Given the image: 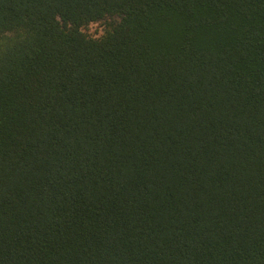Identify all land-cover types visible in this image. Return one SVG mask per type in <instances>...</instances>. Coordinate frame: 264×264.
Here are the masks:
<instances>
[{
    "label": "trees",
    "instance_id": "16d2710c",
    "mask_svg": "<svg viewBox=\"0 0 264 264\" xmlns=\"http://www.w3.org/2000/svg\"><path fill=\"white\" fill-rule=\"evenodd\" d=\"M0 264H264V0H0Z\"/></svg>",
    "mask_w": 264,
    "mask_h": 264
},
{
    "label": "rangeland",
    "instance_id": "374dc122",
    "mask_svg": "<svg viewBox=\"0 0 264 264\" xmlns=\"http://www.w3.org/2000/svg\"><path fill=\"white\" fill-rule=\"evenodd\" d=\"M102 30V26L100 25H94L91 28H89V33L98 36Z\"/></svg>",
    "mask_w": 264,
    "mask_h": 264
}]
</instances>
